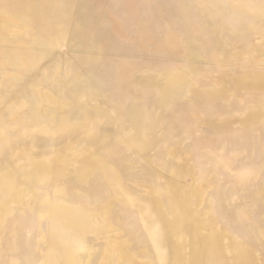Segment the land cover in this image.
I'll return each instance as SVG.
<instances>
[{
    "label": "rangeland",
    "instance_id": "1",
    "mask_svg": "<svg viewBox=\"0 0 264 264\" xmlns=\"http://www.w3.org/2000/svg\"><path fill=\"white\" fill-rule=\"evenodd\" d=\"M0 264H264V0H0Z\"/></svg>",
    "mask_w": 264,
    "mask_h": 264
}]
</instances>
